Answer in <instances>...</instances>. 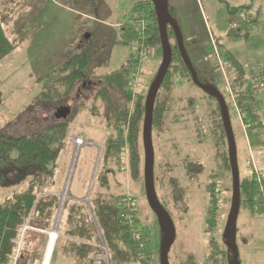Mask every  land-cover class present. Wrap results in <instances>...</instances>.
<instances>
[{
    "label": "rangeland",
    "instance_id": "rangeland-1",
    "mask_svg": "<svg viewBox=\"0 0 264 264\" xmlns=\"http://www.w3.org/2000/svg\"><path fill=\"white\" fill-rule=\"evenodd\" d=\"M137 1L140 0H0V20L8 38L15 44L13 50L0 60V131L13 136L32 134L54 119L58 120L54 116L58 108L73 106L69 100L38 107L32 106L31 102L43 85L56 76L62 62L86 43L94 47L102 45L94 58L93 70L97 75L118 68L132 55L140 67L133 80V99L140 95L145 100L151 77L161 62L162 51L160 48H141L136 41L129 45L115 43L119 25L130 17ZM166 4L199 80L205 86L216 88L225 101L240 178L256 179L254 200L264 197V92L255 94L252 110L256 117H249L237 101L239 112L236 113L224 90L225 81L229 80L226 66L235 63L245 69L250 62L264 66V0H166ZM233 8H240V11L229 13L228 9ZM233 23L239 27V36H228ZM144 31L145 28L140 32ZM170 40L174 43L175 32L174 37L170 35ZM212 41L226 53V59L222 61L225 79L214 57ZM174 82L173 101L165 115L163 130L152 132L154 163L160 165L168 161L172 166L170 176H175L185 191L182 210L170 208L175 239L168 250V263L185 264V259H190L194 264H210V250L213 249L214 256L215 249L224 254L226 243L233 244L235 251L232 259L231 253L225 252L227 258L223 264H264V212L260 210L264 206L260 200L252 205L253 208L242 203L235 223H228L232 208V176L221 160L226 151H222L221 158L215 156L212 136L205 124H208L207 118L221 116L220 108L203 89L179 77H175ZM82 86L79 93L87 97L96 88L92 82ZM164 95L162 92L161 96ZM84 102L87 107L91 106L89 98ZM79 114L71 124L69 144L56 161L53 186L47 184L39 189L41 195L54 194L59 199L49 228L32 225L38 220L30 215L19 233L23 237L24 231L31 230L26 246L22 245L24 258L28 256L30 264L44 262L51 237L49 232L63 238L58 230L63 228L66 204L85 205L93 218L89 195L106 129L99 116L86 111ZM76 137L84 140L79 147L74 143ZM187 160L203 167L190 179L182 168ZM30 172L17 171L5 177V184L0 183V200L21 189L24 182H14ZM127 175L123 177L126 194L132 198L138 228L148 239L147 246L153 256L150 264H158L163 236L161 225L148 206L141 181L129 182ZM156 189L163 198L159 184ZM208 209L212 214L207 216ZM227 226L231 231L235 228L233 243L230 242L231 231L225 232ZM18 244L20 246L21 241ZM100 248L103 253L96 259L112 264L104 243ZM59 251L53 257L51 254L48 264H75ZM10 260H13L12 264L16 263V259Z\"/></svg>",
    "mask_w": 264,
    "mask_h": 264
},
{
    "label": "trees",
    "instance_id": "trees-1",
    "mask_svg": "<svg viewBox=\"0 0 264 264\" xmlns=\"http://www.w3.org/2000/svg\"><path fill=\"white\" fill-rule=\"evenodd\" d=\"M132 10L130 17L119 25L118 38L115 43L129 45L132 41H136L141 45V48H160L161 50L156 13L152 1H137ZM237 10L240 11V8L228 9V12L234 13ZM168 12L172 17L170 10ZM140 17L149 20L144 33L137 31L134 26ZM238 30L239 27L236 25L229 30L228 36H239ZM170 35L174 37V32L170 26H167L172 58L154 99L151 139L154 129L157 132L163 130L165 115L173 101L172 91L175 87V77L184 79L191 85L203 89L219 108L216 99L209 92L214 87L203 85L195 69L196 79L203 86H197L194 83L187 65L179 54L176 38L172 43ZM218 45L221 46L220 43ZM101 46L99 44L94 47L89 43L78 46L72 55L62 62L56 71V76L44 84L32 98L31 104L36 107L72 101L73 106L67 104L70 112L65 119H54V122L32 134L13 136L0 131V183L5 184V177L10 176L13 172L31 171L28 174H23L21 178L19 177V181L14 182L23 181L21 189L0 200V264H10V257L15 248L14 241L18 240L21 227L30 215L38 220V223L35 222L32 225H38L42 229L49 228L51 217L58 206L59 199L54 194L41 195L43 193L39 189L47 184L53 186L56 161L69 144L68 136L71 124L80 115L79 113L84 111L99 116L106 129L89 195L93 218L89 215L85 205L79 203L66 204L65 213H63V228L58 230L63 238H57L52 257L60 250L61 255L73 259L75 264H105L96 259L98 255L103 253L100 245L104 243L109 261L112 264H150L153 261V256L147 246L148 239L144 236L143 230L138 228V219L133 211L132 198L129 196L128 201L123 200L127 197L126 184L123 178L125 174H128L129 182L141 181L144 189L142 167L144 96L139 95L133 99L132 93L133 80L139 65L137 64L138 61H134L131 55L118 68L97 75L93 70V64L95 55L98 54ZM14 47L15 44L8 38L0 20V60L8 55ZM105 61L106 59L102 63ZM226 67L228 79L239 107L244 108L249 117H256L252 110L255 94L250 92L247 87L245 88L242 81L244 69L235 63ZM155 74L156 71L151 77V82ZM89 82L94 83L96 87L95 91L90 94L91 98L79 93V88L81 89L82 85ZM162 92H164V96H161ZM87 98L91 101L90 107H87L84 102ZM207 120L208 124H205L210 128L206 127L212 136L214 154L217 158H221L222 151H226V155L222 156L221 160L224 162L222 164L225 165L226 170L231 174V170H229L230 155L222 118L221 116L210 117ZM242 120L244 122V119ZM198 130H200L199 127ZM187 161L183 162L182 168L190 179L197 175L203 167L200 163ZM171 171L172 166L168 161L160 165L154 163L153 149L155 193L158 202L169 215L171 214L170 208L174 211L182 210L181 205L185 200L184 188L175 176H170ZM158 184L160 191L164 193L163 198L156 189ZM256 187V179L253 177L241 179L239 175V207L242 203H248L252 207L259 200L262 203L261 206H264V197L254 200ZM262 191L264 193V190ZM260 210L264 212V207ZM211 214L212 212L208 209L207 216ZM208 221L212 222V220ZM234 230L235 228L233 235ZM29 232L31 230L23 233L15 264H30L28 256L24 258L22 253L24 250L22 245L26 246ZM135 236L138 238L135 239ZM230 242L233 243V240L230 239ZM230 245L232 247L233 244ZM224 247V254L215 249V256L213 249L210 250L208 256L210 264H223L227 258L224 257L226 251H229L231 253L230 258H233L232 251L227 248L228 245L224 243ZM183 263L194 264L190 259H185Z\"/></svg>",
    "mask_w": 264,
    "mask_h": 264
},
{
    "label": "water",
    "instance_id": "water-1",
    "mask_svg": "<svg viewBox=\"0 0 264 264\" xmlns=\"http://www.w3.org/2000/svg\"><path fill=\"white\" fill-rule=\"evenodd\" d=\"M151 1L156 13V20H157L159 37H160L162 56H161V62L157 68L156 74L152 82L150 83V86L147 90L144 100V118L142 124V145L144 152L143 184H144L145 198L148 203V206L156 216L157 220L159 221L163 232L162 241L159 250V264H169L168 250L171 243L175 239V228L169 213L160 205L155 193L154 177H153V146L151 139V121H152V110H153L154 99L172 58L171 47L167 36V26H170L175 32V38H176L179 54L182 60L184 61V63L187 65L194 83L197 86H203V85H201L196 79L194 68L185 53L182 37L180 35L179 29L176 27L175 22L173 21L172 17L168 12L166 0H151ZM209 92L214 97V99H216L219 105L222 123L226 134V139L229 149V155H230L229 161H230V170L232 176L233 195H232V208L230 211L231 215L229 216L228 223L232 222L234 224L238 214L239 203H240L239 173L237 168L235 143L229 124L227 107L222 95L214 88H212ZM69 112H70L69 107L62 106L57 109L54 116L57 119H65ZM229 227L230 226H227L225 232L228 233L229 231H231ZM231 235H232L231 239L233 240L234 238L233 230L231 231ZM232 251H235L233 246H232Z\"/></svg>",
    "mask_w": 264,
    "mask_h": 264
},
{
    "label": "built area",
    "instance_id": "built-area-1",
    "mask_svg": "<svg viewBox=\"0 0 264 264\" xmlns=\"http://www.w3.org/2000/svg\"><path fill=\"white\" fill-rule=\"evenodd\" d=\"M149 24V20L140 17L135 23V29L137 31H143V29L147 28ZM233 26L236 27L235 23H233ZM212 45H213V51H214V57L216 59L217 64L220 66L221 71L224 72V66H223V59L225 58V51L223 49H219L218 46L212 41ZM225 74H224V79H225ZM228 78V77H227ZM242 81L244 82V84L246 85V87L249 89L250 92L256 94V93H261L264 92V67L263 66H259L253 62H250L246 65L245 69H244V74L242 77ZM224 90L227 94V96H229L231 98V102L235 108L236 113L239 112V107L237 108L236 105V99L235 96L233 94V90H232V86L229 80L225 81L224 84ZM130 197L127 196L126 198H124L123 200H129ZM20 236V237H19ZM54 236V235H51ZM56 237V235H55ZM22 235L18 234V240L16 241L17 245L16 247L13 249V255L10 257L11 259H16L17 253H18V249H19V244L21 241ZM138 236H135V239H137ZM56 239V238H55ZM13 261V260H12ZM11 261V264H12ZM42 264H47V263H42Z\"/></svg>",
    "mask_w": 264,
    "mask_h": 264
},
{
    "label": "bare ground",
    "instance_id": "bare-ground-1",
    "mask_svg": "<svg viewBox=\"0 0 264 264\" xmlns=\"http://www.w3.org/2000/svg\"><path fill=\"white\" fill-rule=\"evenodd\" d=\"M74 143L76 144L77 147H79L80 145H82L84 143V140L82 138H80V137H76ZM65 197H67V196L65 195L64 198ZM57 222H58V220H57ZM49 233L51 235H55V233H53V232H49ZM55 238H57V236L56 237L55 236L49 237V241H48V244L46 246V250H45V253H44V262L47 263V264H48V262L50 260L51 254H52L54 241L56 240Z\"/></svg>",
    "mask_w": 264,
    "mask_h": 264
},
{
    "label": "crops",
    "instance_id": "crops-1",
    "mask_svg": "<svg viewBox=\"0 0 264 264\" xmlns=\"http://www.w3.org/2000/svg\"><path fill=\"white\" fill-rule=\"evenodd\" d=\"M189 39H190V38H187V41H189ZM191 49H194V47H192ZM194 50H195V49H194ZM194 50H193V51H194ZM194 52H195V51H194ZM197 61H198V63H200V64L202 63V60H201V58H199V57H198V60H197Z\"/></svg>",
    "mask_w": 264,
    "mask_h": 264
},
{
    "label": "flooded vegetation",
    "instance_id": "flooded-vegetation-1",
    "mask_svg": "<svg viewBox=\"0 0 264 264\" xmlns=\"http://www.w3.org/2000/svg\"><path fill=\"white\" fill-rule=\"evenodd\" d=\"M168 10H169V9H168ZM171 29H172V28H171ZM225 245H228V244L225 243ZM229 246H230V245H228V247H227L228 250H231V251H232V247H231V246L229 247ZM232 253H233V251H232Z\"/></svg>",
    "mask_w": 264,
    "mask_h": 264
}]
</instances>
